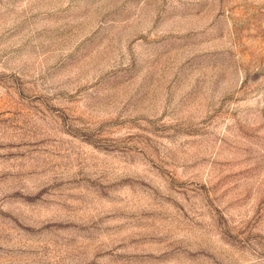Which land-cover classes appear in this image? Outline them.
I'll list each match as a JSON object with an SVG mask.
<instances>
[{
    "label": "rangeland",
    "instance_id": "374dc122",
    "mask_svg": "<svg viewBox=\"0 0 264 264\" xmlns=\"http://www.w3.org/2000/svg\"><path fill=\"white\" fill-rule=\"evenodd\" d=\"M0 264H264V0H0Z\"/></svg>",
    "mask_w": 264,
    "mask_h": 264
}]
</instances>
